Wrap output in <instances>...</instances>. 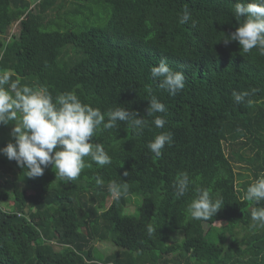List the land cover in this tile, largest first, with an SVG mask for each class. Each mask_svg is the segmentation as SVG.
I'll use <instances>...</instances> for the list:
<instances>
[{
  "label": "trees",
  "instance_id": "trees-1",
  "mask_svg": "<svg viewBox=\"0 0 264 264\" xmlns=\"http://www.w3.org/2000/svg\"><path fill=\"white\" fill-rule=\"evenodd\" d=\"M236 2L0 0V72L53 98L72 91L102 113L120 107L147 121L139 135L127 122L98 131L92 142L111 164L85 157L80 176L66 183L51 165L29 178L0 154L7 207L0 208V264H264V228L251 227V209L264 201L243 199L264 173V56L223 42L243 19ZM185 7L191 19L181 24ZM161 59L184 73L175 95L151 77ZM148 87L165 106L154 114L166 119L163 128L147 116ZM233 91L251 94L236 104ZM12 127L0 125V148L12 142ZM162 132L172 133V143L157 158L147 145ZM180 172L192 184L177 198ZM111 181L127 183V194L114 199ZM197 188L223 201L207 220L187 212ZM134 201V213H126ZM96 243L115 250L102 254Z\"/></svg>",
  "mask_w": 264,
  "mask_h": 264
},
{
  "label": "clouds",
  "instance_id": "clouds-1",
  "mask_svg": "<svg viewBox=\"0 0 264 264\" xmlns=\"http://www.w3.org/2000/svg\"><path fill=\"white\" fill-rule=\"evenodd\" d=\"M234 14L238 19L243 18L242 22L235 31L222 38L223 42L236 41L244 53L255 48L264 56V0H237ZM190 19L191 13L185 7L179 23L185 24ZM150 74L153 80L159 81L158 87L169 95H175L185 87L184 73L171 69L166 59L151 67ZM147 91L150 94L147 116H154L152 123L163 128L166 119L154 114L164 113L165 106L151 95V87ZM250 94L248 91H233L232 96L236 104H241ZM10 122L13 124L10 132L12 142L0 148V154L26 170L25 176L29 178L42 176L44 169L51 165L55 169L56 180L63 183L80 176L86 166L85 157L101 167L111 164V157L104 146L92 142L98 131L118 128V122H127L137 135L147 127V121L135 111L117 107L102 113L99 108L83 103L75 92H63L53 98L45 87L32 88L21 84L18 79L12 80L9 72H0V125ZM171 143L172 133L162 132L147 147L159 158L165 145ZM123 175L127 176L128 172ZM95 181L98 186L104 184L99 175ZM190 184L192 181L186 172L178 173L173 182L174 195L184 197ZM108 190L114 199H119L127 194L128 185L111 181ZM243 199L256 204L264 201V173L247 187ZM222 204V200L212 198L208 189L197 188L187 212L193 219L207 220L216 215ZM251 220L252 228H264V207H253ZM147 231L152 235L156 228L149 225Z\"/></svg>",
  "mask_w": 264,
  "mask_h": 264
},
{
  "label": "rangeland",
  "instance_id": "rangeland-1",
  "mask_svg": "<svg viewBox=\"0 0 264 264\" xmlns=\"http://www.w3.org/2000/svg\"><path fill=\"white\" fill-rule=\"evenodd\" d=\"M16 27L13 26L12 29L15 30ZM139 202V200H138ZM106 205L108 206L109 205V201H107ZM135 207H136V201L132 202L126 209H125V212L126 213H129V214H132L134 213L135 211ZM0 208L1 209H5L7 208L6 207V204L4 202H1L0 203ZM216 225H219V223H216ZM178 236H175V239L179 240V238H176ZM95 247L97 248V250H99L100 253L102 254H109L111 252H114L115 248L109 244V243H96L95 244ZM172 256V255H171ZM169 256V257H171Z\"/></svg>",
  "mask_w": 264,
  "mask_h": 264
}]
</instances>
